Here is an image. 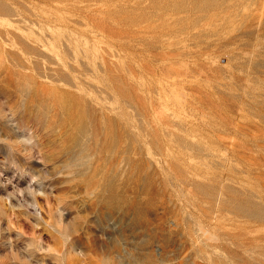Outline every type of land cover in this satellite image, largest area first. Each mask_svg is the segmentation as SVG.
<instances>
[{
    "label": "rangeland",
    "instance_id": "obj_1",
    "mask_svg": "<svg viewBox=\"0 0 264 264\" xmlns=\"http://www.w3.org/2000/svg\"><path fill=\"white\" fill-rule=\"evenodd\" d=\"M0 264H264V0H0Z\"/></svg>",
    "mask_w": 264,
    "mask_h": 264
},
{
    "label": "bare ground",
    "instance_id": "obj_2",
    "mask_svg": "<svg viewBox=\"0 0 264 264\" xmlns=\"http://www.w3.org/2000/svg\"><path fill=\"white\" fill-rule=\"evenodd\" d=\"M1 32V31H0Z\"/></svg>",
    "mask_w": 264,
    "mask_h": 264
}]
</instances>
